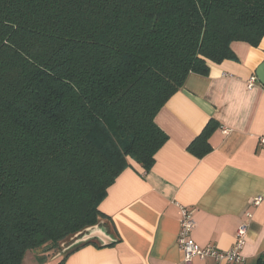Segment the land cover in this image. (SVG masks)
Wrapping results in <instances>:
<instances>
[{
	"label": "trees",
	"instance_id": "obj_1",
	"mask_svg": "<svg viewBox=\"0 0 264 264\" xmlns=\"http://www.w3.org/2000/svg\"><path fill=\"white\" fill-rule=\"evenodd\" d=\"M263 38L264 0H0V264L114 231L98 206L128 158L153 164L157 112L233 41Z\"/></svg>",
	"mask_w": 264,
	"mask_h": 264
},
{
	"label": "crops",
	"instance_id": "obj_2",
	"mask_svg": "<svg viewBox=\"0 0 264 264\" xmlns=\"http://www.w3.org/2000/svg\"><path fill=\"white\" fill-rule=\"evenodd\" d=\"M230 48L233 58L210 63L207 74L189 73L157 112L154 122L167 139L150 168L128 158L107 188L98 209L110 219L115 242L99 246L93 239L63 264H186L177 244L179 206L192 211L194 242L220 250L233 245L250 212L241 264H264V85L257 79L247 86L264 61V38L255 47L233 41ZM207 124L209 149L197 156L190 145ZM257 195L262 199L254 206ZM38 249L27 251L29 264L63 258L57 250ZM189 264L217 262L194 257Z\"/></svg>",
	"mask_w": 264,
	"mask_h": 264
},
{
	"label": "built area",
	"instance_id": "obj_3",
	"mask_svg": "<svg viewBox=\"0 0 264 264\" xmlns=\"http://www.w3.org/2000/svg\"><path fill=\"white\" fill-rule=\"evenodd\" d=\"M257 80L256 76L253 74L247 80V86L251 87ZM223 132H227L223 130ZM259 143L264 144V136L259 138ZM262 195H257L252 199V204L254 206L259 205L261 202ZM180 209V219H179V232L177 235V244L180 250L183 252V260L186 264H189L192 258L197 257L199 259L213 258L217 264L222 262H227L230 264H241L243 257L241 250L245 243L247 237L249 219H251L252 214L250 212L246 213V219L242 220L235 231V240L233 245L227 250H220L214 245H208L205 247H200L191 238V232L195 227V221L192 216V211L184 206H179Z\"/></svg>",
	"mask_w": 264,
	"mask_h": 264
},
{
	"label": "water",
	"instance_id": "obj_4",
	"mask_svg": "<svg viewBox=\"0 0 264 264\" xmlns=\"http://www.w3.org/2000/svg\"><path fill=\"white\" fill-rule=\"evenodd\" d=\"M256 77L264 85V61L256 69ZM73 237L78 238H76L72 243L67 245V247L62 248L61 250H57V254L59 257H63L67 253H64L66 249H72L76 245L85 242H90L93 239H96L99 242L100 246H106L115 242V239L110 236L107 231V228L102 224L101 220L99 223L85 228L82 232L75 234Z\"/></svg>",
	"mask_w": 264,
	"mask_h": 264
},
{
	"label": "rangeland",
	"instance_id": "obj_5",
	"mask_svg": "<svg viewBox=\"0 0 264 264\" xmlns=\"http://www.w3.org/2000/svg\"><path fill=\"white\" fill-rule=\"evenodd\" d=\"M79 237H80V236H79ZM76 238H78V237H73V238H71V239H68V240H66V241H64V242H62V243H60V244L57 245V246H52L51 244H47V245H44V246H42V247H44L45 249H48V250H49V249L61 250L62 248L67 247V245H69L70 243H72ZM42 247H40V248H42ZM32 250H39V249H38V248H35V249H32ZM69 250H70V249H66L64 253H66V252L69 251ZM29 252H31V251H29ZM64 253H63V254H64ZM29 260H31L30 257H29V253L26 252L25 255H24V257H23V260H22L21 264H29Z\"/></svg>",
	"mask_w": 264,
	"mask_h": 264
}]
</instances>
